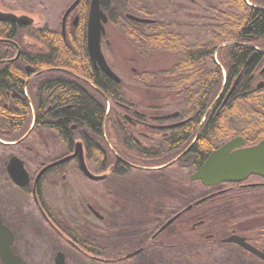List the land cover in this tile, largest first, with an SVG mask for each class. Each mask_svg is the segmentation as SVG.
<instances>
[{
    "label": "flooded vegetation",
    "instance_id": "af4514ba",
    "mask_svg": "<svg viewBox=\"0 0 264 264\" xmlns=\"http://www.w3.org/2000/svg\"><path fill=\"white\" fill-rule=\"evenodd\" d=\"M162 1L168 3L160 4L159 0H125L124 5L120 7L109 2L105 8L103 0H100L101 8L108 17L105 25L106 35L102 38L103 53L104 42L107 47L110 46V40L107 38L109 24H118L121 28L131 27L141 34L149 27L155 26L168 29L172 34L165 51L156 49L145 55L139 54L141 58H147L152 53L171 56L172 63L168 67L167 81L173 82V85L167 99L158 100L159 88L162 87L159 85L162 80L158 75L152 80L154 84L151 89L133 84L135 73L149 69L132 67L133 75L128 76L129 85L146 89L150 92L152 100L148 101L146 107L140 108L125 99L116 102L120 105L125 120L134 125L135 131L131 137L138 147L143 149V154L166 156L168 160L158 165H142L130 161L124 154L116 151L107 135L105 142L108 149L99 151L105 155L114 153L118 161L127 163L134 171L169 168L168 174L160 177V184L131 183L130 179L125 177L130 176L133 170L130 175L121 176L111 173L110 167L93 170L88 165L89 152L83 142L89 169L94 174H105L104 179L89 178L81 169L79 154L41 173L49 164L74 154L78 140L74 142L72 149L66 148L60 153H54V143L60 142L63 145V142L47 129L35 127L34 107L58 106L57 88L49 92H46L45 88L55 81L68 82L74 86L77 84L64 78V75L82 82L88 81L78 74H70L72 72L67 68L57 66L36 70L27 63L24 71L8 70L7 76L11 82L12 77L20 78L21 74L24 77L27 72L30 75L27 74V79L24 80L23 94L18 88L6 89L0 104L10 109L25 96L33 111V121L21 139H0V156L4 158L2 171L6 175H0L1 219L13 236L11 252L20 257L22 264H58L59 255L64 258V264H264V257L259 255L264 254V176L251 174L241 181H225L215 185L191 179V175L205 163L210 154L227 142L240 139L242 143L238 148L243 149L264 141V127L259 133L207 134L206 142L211 150L201 162L194 145L201 138L202 130L212 111L215 108L217 112L220 111L217 103L227 85H221L217 96L201 116L196 129L185 135L186 126L193 122L194 113L200 112V105L193 110L190 96L184 90L188 88L200 92L204 89L200 82L206 73V68H202L206 59L201 61V57L205 55L198 54L200 59L198 64H195L193 74H190L189 69H183L185 63L182 61L192 50L204 49L207 41L213 38L204 36L191 39L192 25L189 19H195L196 16L191 14L190 5L186 3L197 5L199 0ZM58 2L41 7L44 12H47V9L56 10ZM90 4L91 0H72L61 11L57 21H52L43 14L37 22L33 15L34 8L15 10L11 4L1 0V11L28 15L33 19V23L26 25L0 20V28L9 29L0 41L15 44L17 42L12 31L31 27L39 31L37 53L42 61L40 64H47L41 56H49L50 62L57 64L64 60L63 46L68 45L69 49L77 48L78 35L85 30L87 33ZM116 12L120 14L118 23L112 21V13ZM215 26H219V22ZM123 33L125 38L134 40L125 31ZM143 39L149 40L146 37ZM25 41L31 48L35 44L28 35ZM233 42L235 41L226 43ZM223 44L225 43L220 44L215 52ZM134 47L138 53L139 49ZM16 50L15 55L0 62L18 60L23 52L28 60L33 59V51L23 50L18 43ZM215 52L213 59L218 64V52L217 60ZM252 58L254 59L253 55ZM74 62L83 64L78 57ZM128 62L133 64L131 60ZM152 71L158 73V70ZM119 77L121 78L120 75ZM32 81L34 84L30 85ZM122 81L121 78L120 82ZM198 81L199 84H196ZM125 86L124 92L127 91ZM261 86L264 85H259ZM235 87L236 84L229 85L224 102L230 98ZM0 96H3L2 93ZM31 96H34L36 102H33ZM246 109L252 122L255 117L263 119V123H250L252 129L264 125V109H256L253 103H247ZM170 114L171 117H162ZM17 145H21V148L3 149L5 146ZM14 156L23 160L29 173V181L26 184H17L8 172V164ZM74 169L86 179L87 184H79L76 180L69 181V173ZM112 176L125 184H110V181L106 183ZM5 177L10 181L4 182ZM0 264H4L1 255Z\"/></svg>",
    "mask_w": 264,
    "mask_h": 264
},
{
    "label": "trees",
    "instance_id": "16d2710c",
    "mask_svg": "<svg viewBox=\"0 0 264 264\" xmlns=\"http://www.w3.org/2000/svg\"><path fill=\"white\" fill-rule=\"evenodd\" d=\"M124 1L103 0V4L105 8L106 5H109V2L113 6L120 7L124 5ZM251 1L252 4L254 2L259 3L256 5L262 8L250 6L245 0H223V5L229 6V10L223 11L222 15L218 17L219 26H216L217 28L212 32L213 39L207 41L204 45L205 48L201 51L192 50L186 55L185 60L182 61V63H185L183 69L187 68L190 74H193L196 68L195 64H198L200 59L198 54L205 55L202 56L204 57L203 59L201 57V61L206 59L202 66V68H206V73L201 77L200 82L204 89L200 92L192 89L188 90V88L184 90L190 96V105L193 110L200 105V112L194 113L193 122L187 124L185 135L188 132L191 134L196 129L195 127L199 123L201 116L217 96L221 85L226 84L227 91L229 85L236 84L232 95L226 102H224L226 95V91H224L223 96L217 103V106H220V111L217 112L216 108L212 111L206 126L202 130L201 138L194 145L201 162L211 150L208 142H206L207 134L219 132L222 134L259 133L264 127V125H258L252 129L250 123H263V119L255 117L256 119L252 122V118L246 109L247 103H253L256 109H264V86L259 87V83L264 81V52L260 50L264 46V0ZM119 15L117 12L116 14L112 13V21L114 23H118ZM121 30L134 39L133 44L139 49L138 54L140 55H145L156 49L165 51L172 35L168 29L155 26L154 28L149 27L146 29L144 34L131 27L121 28ZM8 32L9 29L0 28V38L6 36ZM12 32L14 34L13 38L23 50L29 49L33 51V55H31L33 59L28 60L23 52L18 60L8 63L0 62V91H3L0 92V95L1 93L3 95L0 96V102H2L1 97H4V90L6 89L18 88L22 92L24 80L27 79V74L30 75L27 72L24 77L22 74L20 78L12 77L13 82H11L8 80L9 76H7L9 69L24 71L27 63H30L36 70L51 66L67 68L72 72L70 74H78L88 82L75 80L71 76L64 75V78L71 79L77 84L74 86L68 82L55 81L51 86L48 85L45 88L46 92L53 88H57L59 92L58 106H51L50 108L48 106L34 107L35 127L37 129L45 128L57 135L61 138L64 149L70 150L74 147L76 140L82 141L89 152L87 159L90 163L100 170L110 167L111 173L118 176L127 175L134 169L127 163L118 161V158L112 152L108 153L109 155L99 152L102 149H108L105 135L110 139L111 145L116 151L124 154L130 161L141 163L142 165H158L168 160L166 156H154L150 153L143 154L142 148L138 147L134 142L131 134L135 131V127L125 120L123 113L118 111L121 108L120 105L116 103L117 101H124L125 92L123 88L125 82H117L103 69L95 68L87 48L86 30L81 35L77 34V48L69 49L68 45L63 46L62 54L64 60L58 61L59 63L50 62L49 56H41L43 60L47 61L45 66L40 64L42 61L38 57L39 31L31 27H24L14 29ZM27 35L35 42L32 48L25 41ZM145 37L149 40L143 39ZM2 41H0V61L4 58L12 57L17 52V43L7 44ZM228 41L235 42L222 47L218 51L219 63L217 64L213 59V54L220 44ZM76 57L81 60L82 65L74 62ZM168 74V68H161L158 73L152 70L138 72L133 75V82L151 89L154 84L152 80L158 75L162 80L159 83L162 87L159 88L160 96L158 100L165 101L173 85V82L167 81ZM33 84L34 81L30 82V85ZM196 84H199V81ZM180 90L182 91L183 89L181 88ZM31 97L33 102H36L35 98L33 99L34 96ZM3 99L5 100V98ZM17 102L19 103L10 109L4 108L0 104V139L4 141L21 139L33 121V111L28 105V99L22 96L20 101ZM109 103L111 104L110 111L107 113ZM4 148L20 149L21 145L5 146ZM3 161V156H0L1 177L6 176L2 171L4 169ZM3 181L7 182L10 180L5 177Z\"/></svg>",
    "mask_w": 264,
    "mask_h": 264
},
{
    "label": "water",
    "instance_id": "95a60500",
    "mask_svg": "<svg viewBox=\"0 0 264 264\" xmlns=\"http://www.w3.org/2000/svg\"><path fill=\"white\" fill-rule=\"evenodd\" d=\"M250 6L262 8L258 5L250 3L245 0ZM68 13V12H67ZM140 20L139 18H136ZM0 20L14 21L23 24L31 25L33 19L28 15H18L13 12H4L0 10ZM108 17L101 8L100 0H91L88 24H87V48L89 55L96 67H101L110 77L115 81L120 82L121 78L109 65L103 51H102V38L106 35V23ZM230 43H225L220 46L215 52L216 54L221 47H224ZM264 52V50H261ZM217 60V59H216ZM259 85H264L261 82ZM110 111V103L108 105L107 113ZM170 115H164L162 117H171ZM75 127V126H74ZM242 141L240 139H233L222 147L214 150L207 158L205 163L191 175L192 180H201L204 184L215 185L225 181H241L246 179L251 174H259L264 176V141L257 145L239 149ZM236 147L238 149H236ZM79 154L81 163V169L91 179L100 180L106 177L105 174H94L88 167L85 156L84 147L82 141H78L75 147V153L66 157H63L48 166H46L41 173L53 165L60 164L66 160L75 157ZM8 172L12 179L17 184H26L29 181V173L25 167L23 160L19 157H12L8 164ZM40 173V174H41ZM12 234L9 229L2 223L0 213V255L4 261V264H22L19 256L14 255L11 252L10 244L12 242ZM262 257L264 254L259 253ZM58 264H64V258L61 255L58 256Z\"/></svg>",
    "mask_w": 264,
    "mask_h": 264
},
{
    "label": "rangeland",
    "instance_id": "374dc122",
    "mask_svg": "<svg viewBox=\"0 0 264 264\" xmlns=\"http://www.w3.org/2000/svg\"><path fill=\"white\" fill-rule=\"evenodd\" d=\"M1 1V0H0ZM15 10L34 8L33 15L35 20L38 22L43 14H46L51 18L52 21H57L59 14L65 7L72 2V0H3ZM59 1L57 4L56 10H48L44 12L43 7L41 6H49L50 3H54ZM222 0H199L197 5L193 3H186L190 5L191 14L195 15V19H189L191 21L192 27H190V36L191 39L198 37H212V32L217 28L215 25L219 22L218 17L222 15L223 11L229 10V6H224L221 2ZM252 3L251 0H248ZM159 3H168V1L159 0ZM247 3V2H246ZM248 4V3H247ZM254 4H259L254 2ZM197 8V10H195ZM248 10V8H246ZM194 26V27H193ZM217 30V29H216ZM123 30H121L120 25L118 24H109L107 26V38L110 40V46L107 47L104 42V54L109 62V65L112 69L121 76L122 80L126 83L127 91L124 93L123 98L127 100L128 103L136 104L140 107H146L148 101L151 100L150 92L142 87H138L137 85H129L128 76L133 75L131 70L132 67L135 68H148L149 70H160L168 68L172 59L170 55L162 54V53H152L147 58H141L140 55L135 50V45L133 41L124 37ZM260 50H264V46L261 47ZM133 64H128L130 61ZM128 70V71H127ZM128 84V85H127ZM133 84H135L133 82ZM111 105V104H110ZM119 112L123 111L118 109ZM107 131V128H106ZM52 144L54 142H51ZM114 143V141H113ZM64 150V146L60 144V142H55L53 146L54 153H60ZM88 165L92 167L93 170L97 169L95 165L88 161ZM170 171L169 168L156 170V171H142L137 170L133 171V173L128 174L130 176H126L125 178L130 179V182L133 184H160L161 176H165ZM70 180L79 181V184H87L86 179L81 176L75 169L69 173ZM110 184H125L121 183L119 178L112 176L106 183Z\"/></svg>",
    "mask_w": 264,
    "mask_h": 264
}]
</instances>
